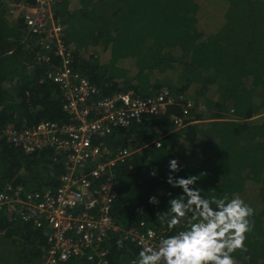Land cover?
Here are the masks:
<instances>
[{
    "label": "trees",
    "instance_id": "trees-1",
    "mask_svg": "<svg viewBox=\"0 0 264 264\" xmlns=\"http://www.w3.org/2000/svg\"><path fill=\"white\" fill-rule=\"evenodd\" d=\"M11 1L36 5V0ZM222 1L221 20L211 28L198 0H81L76 10L70 0H55L53 12L72 50L75 72L102 96L132 91L150 98L168 88L196 103L184 128L176 129L172 121L182 112L178 104L103 140L109 158L122 149L134 152L113 168L117 223L144 221L167 228L156 214L167 210L169 192L172 197L183 194L166 183L169 161L177 159L181 171L175 176L207 173L196 184L205 197L241 196L250 184L258 186L259 205L245 201L255 210L245 242L248 252L234 256L239 264H264V1ZM26 31L24 18L10 22L0 0V190L8 183L58 189L65 173L62 159L55 160L52 149L28 152L11 145L5 134L9 125L23 132L42 122H71L59 85L45 79L50 67L39 61L38 39L24 40ZM97 48L110 54L108 61L93 52ZM129 59L135 72L123 65ZM152 195L159 205L148 203ZM108 245L109 264H130L141 251L119 234ZM46 246L44 230L0 214V264H42ZM63 264L96 263L72 258Z\"/></svg>",
    "mask_w": 264,
    "mask_h": 264
},
{
    "label": "built area",
    "instance_id": "built-area-1",
    "mask_svg": "<svg viewBox=\"0 0 264 264\" xmlns=\"http://www.w3.org/2000/svg\"><path fill=\"white\" fill-rule=\"evenodd\" d=\"M54 3L55 0H36L35 6H25L24 40L37 37L43 50L39 61L50 67L45 79L59 85L71 122H42L23 132L9 125L5 134L8 143L28 152L52 149L55 160L62 159L65 173L58 189L31 190L8 183L0 190V214L9 222L45 231L47 246L42 264H63L72 258L109 264L108 241L113 235L119 234L142 250V245L158 246L160 239L172 232L144 221L133 226L117 223L112 214L118 199V178L113 168L134 152L122 149L109 158L111 154L103 140L116 130L130 128L145 117L162 115L178 104L182 112L172 121L176 129L184 128L196 103L184 95H174L168 88L150 98L138 97L132 91L102 96L97 86L75 72L72 50L54 18ZM200 110L204 111L205 106ZM148 231L155 234L153 238L147 236Z\"/></svg>",
    "mask_w": 264,
    "mask_h": 264
},
{
    "label": "clouds",
    "instance_id": "clouds-1",
    "mask_svg": "<svg viewBox=\"0 0 264 264\" xmlns=\"http://www.w3.org/2000/svg\"><path fill=\"white\" fill-rule=\"evenodd\" d=\"M168 167L166 183L182 189L183 194L172 197L169 192L167 210L156 215L170 230L177 229L185 217L188 219L180 230L160 239L158 246L142 245L130 264H239L234 253L248 252L245 242L254 228L251 217L255 210L238 194L231 198L227 194L222 198L202 195L203 189L196 184L206 172L187 178L175 176L173 173L181 171L177 159H171ZM150 175L155 177L157 170H151ZM148 203L159 205L160 200L152 195ZM154 235L152 231L147 233L149 238Z\"/></svg>",
    "mask_w": 264,
    "mask_h": 264
},
{
    "label": "rangeland",
    "instance_id": "rangeland-1",
    "mask_svg": "<svg viewBox=\"0 0 264 264\" xmlns=\"http://www.w3.org/2000/svg\"><path fill=\"white\" fill-rule=\"evenodd\" d=\"M198 1L202 7V12L204 14V15H202V17L209 18V20L211 22L210 28L217 25L219 23V21L221 20L222 14L224 12V6H222V4L225 2H223L222 0H198ZM262 1H264V0H262ZM233 30H234V33H238V34L240 33V31H238V30H235V29H233ZM94 50H96V49H94ZM94 50H93V52H95L96 54H98L100 56L102 62H106L109 60L110 54L108 52L103 51L102 48H97L96 51H94ZM123 65L125 67L131 69L133 72L136 71L134 62L130 59L124 61ZM257 190H258L257 185L250 184L249 188L247 189V193L241 195L240 197L243 198L245 201H248L252 205L258 206L259 202L257 199ZM2 249L3 248H1V250ZM5 251H6V248L4 247L3 252H5Z\"/></svg>",
    "mask_w": 264,
    "mask_h": 264
},
{
    "label": "crops",
    "instance_id": "crops-1",
    "mask_svg": "<svg viewBox=\"0 0 264 264\" xmlns=\"http://www.w3.org/2000/svg\"><path fill=\"white\" fill-rule=\"evenodd\" d=\"M70 8L76 10L81 6V0H70ZM7 10V17L10 22L17 23L23 18L25 4L18 5L11 0H4ZM23 23V22H22Z\"/></svg>",
    "mask_w": 264,
    "mask_h": 264
}]
</instances>
